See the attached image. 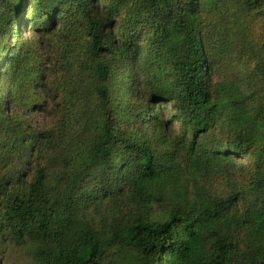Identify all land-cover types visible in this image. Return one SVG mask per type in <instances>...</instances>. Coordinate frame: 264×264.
<instances>
[{
  "label": "trees",
  "instance_id": "obj_1",
  "mask_svg": "<svg viewBox=\"0 0 264 264\" xmlns=\"http://www.w3.org/2000/svg\"><path fill=\"white\" fill-rule=\"evenodd\" d=\"M134 5L0 0L4 149L24 127L12 111L29 75L20 26L40 15L49 32L66 14L84 39L77 56L65 54L74 70L52 101L70 98L72 108L59 132L35 137L33 178L0 181V231L35 264H264V0ZM231 47L255 68L244 86L215 92L213 72ZM167 105L170 117L158 109ZM248 154L243 183L234 157Z\"/></svg>",
  "mask_w": 264,
  "mask_h": 264
},
{
  "label": "rangeland",
  "instance_id": "obj_2",
  "mask_svg": "<svg viewBox=\"0 0 264 264\" xmlns=\"http://www.w3.org/2000/svg\"><path fill=\"white\" fill-rule=\"evenodd\" d=\"M109 1L99 0L103 8L109 6ZM123 1L128 3L131 9L135 7L134 0ZM127 11L128 9L122 12L119 21L124 22L130 19L127 16ZM23 16L24 20L26 16ZM40 17V15L36 16L35 22L32 24L27 19L25 26L22 27L23 29L20 26L19 34H17V40L22 41L28 51L26 53L27 67L25 68L29 71V75L26 86L18 91L19 95L14 100L12 111L17 113V117L20 118L24 127L18 142L13 143L11 146L9 144L6 149L0 144V181L10 179V185L13 187H17L15 181L20 180V177H26L30 181L35 174L34 164L38 161L36 154L38 143L35 137L43 131L48 133L59 132V127L63 124V114H66L67 110L72 108L73 101L70 98H66L63 102L59 98L56 100V104L52 99L58 93L57 90L61 89V84L68 79L74 70L73 67L69 66V62L65 60L66 52L77 56L76 47L84 42V39L73 37L76 35L73 30L74 22L68 15L65 14L63 20L55 23L54 28L49 32H44L46 28L41 25L47 21L37 20ZM142 65H153L152 60ZM254 68L255 60L251 56L240 52L234 47L229 48L228 55L221 59L219 66L213 72V90L215 92L219 91L220 87H224L229 83L244 86V83L249 82V73ZM42 83L44 84L43 87L48 89L46 92L41 89ZM62 96L63 94L59 97ZM158 109L167 117L174 115L171 105L158 106ZM88 110H90L89 106L86 99L83 98V115ZM75 112H73L71 118L76 122ZM178 129L179 125H174V131H178ZM217 138L222 142L226 139L223 134H219ZM23 147L26 148L24 154L21 150ZM234 158L238 165L245 167L243 172L236 173V179H241V182L245 183V172L252 169L253 158L249 154ZM215 188L220 190L223 188L221 181L215 184ZM162 213V210L156 204L152 205V216L161 218ZM94 216L95 214L92 213L93 218ZM95 221L97 220L95 219ZM0 264H35L31 255L22 245L16 243L9 231L5 229L0 231ZM125 264L129 263L126 262Z\"/></svg>",
  "mask_w": 264,
  "mask_h": 264
}]
</instances>
